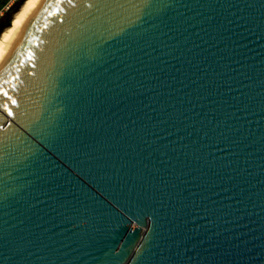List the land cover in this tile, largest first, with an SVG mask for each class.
<instances>
[{"label":"water","instance_id":"water-1","mask_svg":"<svg viewBox=\"0 0 264 264\" xmlns=\"http://www.w3.org/2000/svg\"><path fill=\"white\" fill-rule=\"evenodd\" d=\"M0 264H264V0H46L0 58Z\"/></svg>","mask_w":264,"mask_h":264},{"label":"bare ground","instance_id":"bare-ground-1","mask_svg":"<svg viewBox=\"0 0 264 264\" xmlns=\"http://www.w3.org/2000/svg\"><path fill=\"white\" fill-rule=\"evenodd\" d=\"M46 0H24L10 24L0 34V58L14 37Z\"/></svg>","mask_w":264,"mask_h":264},{"label":"rangeland","instance_id":"rangeland-1","mask_svg":"<svg viewBox=\"0 0 264 264\" xmlns=\"http://www.w3.org/2000/svg\"><path fill=\"white\" fill-rule=\"evenodd\" d=\"M23 1L24 0H0V18L3 27L6 24L9 26L14 14L18 11ZM3 30H0V34Z\"/></svg>","mask_w":264,"mask_h":264},{"label":"snow or ice","instance_id":"snow-or-ice-1","mask_svg":"<svg viewBox=\"0 0 264 264\" xmlns=\"http://www.w3.org/2000/svg\"><path fill=\"white\" fill-rule=\"evenodd\" d=\"M145 6H148L147 4ZM2 98L5 101V107H11L12 105L17 104V101L15 99H12L7 92L2 93ZM7 115L11 116L13 113L9 111Z\"/></svg>","mask_w":264,"mask_h":264},{"label":"trees","instance_id":"trees-1","mask_svg":"<svg viewBox=\"0 0 264 264\" xmlns=\"http://www.w3.org/2000/svg\"><path fill=\"white\" fill-rule=\"evenodd\" d=\"M6 27H8V24H6L4 27H3V25H2V22H1V18H0V30H3V29H5Z\"/></svg>","mask_w":264,"mask_h":264}]
</instances>
